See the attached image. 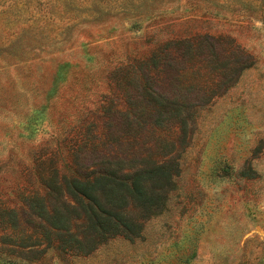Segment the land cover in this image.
Segmentation results:
<instances>
[{"label":"rangeland","instance_id":"1","mask_svg":"<svg viewBox=\"0 0 264 264\" xmlns=\"http://www.w3.org/2000/svg\"><path fill=\"white\" fill-rule=\"evenodd\" d=\"M145 82L185 108L161 117ZM173 159L141 237L88 256L2 243L0 264H264V0H0V197L23 226L38 163Z\"/></svg>","mask_w":264,"mask_h":264},{"label":"trees","instance_id":"2","mask_svg":"<svg viewBox=\"0 0 264 264\" xmlns=\"http://www.w3.org/2000/svg\"><path fill=\"white\" fill-rule=\"evenodd\" d=\"M185 60L184 57V68H179L176 76L179 84L189 70L185 68L188 63ZM147 84H143L141 95L161 117L169 109L185 108L161 101ZM128 107L127 111L131 110ZM129 124L139 127L140 116L127 112L126 127ZM180 125L186 129L184 119ZM75 169L73 174L60 168L39 170L38 163L36 180L42 190L25 197L23 204L38 220L34 226H23L19 212L0 197V244L18 248L54 247L88 256L112 239L135 240L141 237L144 224L165 209L167 194L173 190L174 179L180 172L174 159L146 162V166L127 170L121 164L109 162Z\"/></svg>","mask_w":264,"mask_h":264}]
</instances>
